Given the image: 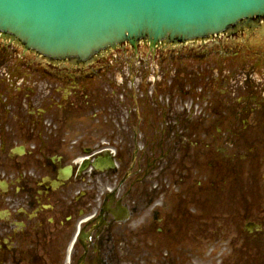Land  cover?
Instances as JSON below:
<instances>
[{"label": "flooded vegetation", "instance_id": "af4514ba", "mask_svg": "<svg viewBox=\"0 0 264 264\" xmlns=\"http://www.w3.org/2000/svg\"><path fill=\"white\" fill-rule=\"evenodd\" d=\"M199 48L72 78L0 43V264H264V31Z\"/></svg>", "mask_w": 264, "mask_h": 264}, {"label": "water", "instance_id": "95a60500", "mask_svg": "<svg viewBox=\"0 0 264 264\" xmlns=\"http://www.w3.org/2000/svg\"><path fill=\"white\" fill-rule=\"evenodd\" d=\"M257 1V2H256ZM264 0H0V24L40 47L65 51L137 32L143 25L226 23L233 13ZM259 25L258 22H255ZM244 28H241L243 30Z\"/></svg>", "mask_w": 264, "mask_h": 264}, {"label": "bare ground", "instance_id": "6f19581e", "mask_svg": "<svg viewBox=\"0 0 264 264\" xmlns=\"http://www.w3.org/2000/svg\"><path fill=\"white\" fill-rule=\"evenodd\" d=\"M260 25V24H259Z\"/></svg>", "mask_w": 264, "mask_h": 264}]
</instances>
